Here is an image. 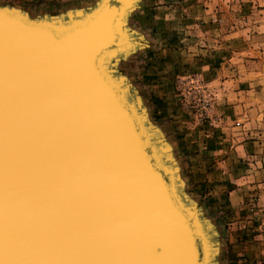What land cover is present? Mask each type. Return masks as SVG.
<instances>
[{
  "label": "rangeland",
  "instance_id": "obj_1",
  "mask_svg": "<svg viewBox=\"0 0 264 264\" xmlns=\"http://www.w3.org/2000/svg\"><path fill=\"white\" fill-rule=\"evenodd\" d=\"M101 1L0 5L64 25ZM122 26L112 75L211 236V263L264 264V0H133Z\"/></svg>",
  "mask_w": 264,
  "mask_h": 264
},
{
  "label": "bare ground",
  "instance_id": "obj_2",
  "mask_svg": "<svg viewBox=\"0 0 264 264\" xmlns=\"http://www.w3.org/2000/svg\"><path fill=\"white\" fill-rule=\"evenodd\" d=\"M132 2L133 0H113L100 13L98 20L93 22L92 26L97 24L95 28L97 33L93 38L96 39L97 48L89 52L91 58L87 61V67L91 68L89 73L103 78L111 90H114L119 105L127 114L125 116L123 114V117L127 121L130 120L129 125L125 123L129 126L134 146L138 147L137 153L145 159L149 174H152L159 184L157 191L163 198L162 201L167 202L174 211L176 209L185 220L187 230L184 229L183 232L177 228L174 231L178 232L179 229L181 234H186L188 243L193 247L197 264H212L211 249L214 251V248L211 236L208 234L211 239L210 245L198 213L187 206L188 203L181 195L179 178L166 151L163 152L162 145H157L151 134H148L150 129L146 124V117L144 118L142 111L139 113L138 107H135L129 97L127 90L130 89L114 78L111 65L108 63L115 54L126 55L125 50L130 46L128 34L124 32L122 24ZM0 13H3V17L16 20L17 23L41 28V31L51 34L54 38H61L58 30H62L73 21L62 25L48 20H33L28 18L25 12H17L1 5ZM37 31L41 33L40 29ZM40 59L28 55L22 60L18 59L22 64L15 63V72L31 76L30 80L34 83L29 81L28 86L26 84L22 86L23 90H8L7 87L0 86V261L2 264H141L140 261L143 260V264H150L155 257L149 258L145 254L147 258H143L144 251L137 241L141 242L138 232L132 229L133 226L123 224V217H126L121 211H117V208L116 214L109 218L108 207H104L105 201L103 206L94 203V208L89 206L84 209L86 217L75 215L74 211L73 216L70 214L65 218L69 204L66 200L61 201L63 195L51 187L61 176L54 177L53 167L51 163L46 162V156L41 150L54 144L52 141L59 146H54L53 150L57 152L53 158L56 161L55 172L62 170L59 168L62 163H73L78 155L80 158L83 155L87 165L91 161L85 147L92 144L89 139L92 136L91 133H87L88 131H86L88 137L85 136L87 125L84 126L85 129L81 127L79 130L73 129L74 126L70 125L68 129L67 117L63 115L59 105L62 101L63 104H67L68 100L65 97H63L65 100L59 99L62 96L54 90H49L52 93L48 94V90H41L39 87V90L37 89L35 82L39 84L51 82L45 77L34 75L44 73L46 70L41 65L45 60ZM28 68L33 69L31 72L33 76L27 73ZM34 97L39 98L46 107L57 104L49 112L56 113L52 117L47 116L48 122H40L37 116L34 117L37 110L33 105ZM21 109L26 117L18 115ZM45 114L47 113L41 112L44 120ZM29 115L30 118H27ZM41 131L43 132L39 133ZM44 134L52 137H44ZM92 139L94 140V137ZM165 162H170L171 165ZM77 167L75 165L71 168L72 173H75ZM46 172L49 173L46 175ZM106 177H108L106 174L100 176V181L109 183L112 185L111 188L116 189V181L111 179L110 182ZM112 191L110 189V192ZM99 229L107 231L109 243L103 245L95 239L93 232ZM141 232L144 233L143 241L147 240L148 231L142 229ZM177 236L180 243L183 242L180 234ZM146 243L147 241H145L147 247ZM138 250L142 255H138Z\"/></svg>",
  "mask_w": 264,
  "mask_h": 264
},
{
  "label": "water",
  "instance_id": "obj_3",
  "mask_svg": "<svg viewBox=\"0 0 264 264\" xmlns=\"http://www.w3.org/2000/svg\"><path fill=\"white\" fill-rule=\"evenodd\" d=\"M112 2L113 0H102L101 4L84 18L72 19L73 21L65 28L58 30L61 38H54L51 34L41 31V28L17 23L16 20L3 17V13H0V86L3 85L8 90H23L22 86L25 84L28 86L31 76L16 73L15 65H19L22 58L28 55H34L35 59L40 57V60H45L41 65L46 70L44 73L34 75L45 77L51 82L41 84L35 82L37 89L48 90V94L52 93L49 90H54L62 96L59 99L65 97L68 100L67 104H63L62 101L59 105L63 115L67 117L68 129L70 125L76 130L87 125V128H84L85 136L86 131L91 133L92 137L89 139L92 144L85 147L91 161L87 165L83 155L82 158L78 155L73 163L57 165L62 170L55 172L56 161L53 158L57 152L53 150L54 146H59L52 141L54 144L41 150L46 156V162L51 163L53 167L54 177L61 176L51 187L63 195L61 201L66 200L69 204L65 218L70 214L73 216L74 211L75 215L86 217L84 209L89 206L94 208V203L103 206L105 201L104 207H108L109 218L116 214L117 208V211H121L126 217H123V224L133 226L132 229L138 232L141 242L137 241L144 251L143 258L145 254L149 258L155 257L150 264H197L188 237L185 233L179 232V229L183 232L186 229L185 220L176 209L174 211L167 202L162 201L163 198L157 191L159 184L152 174H149L145 159L137 153L138 147L134 146L132 134L129 132L130 120L127 121L123 117L126 112L119 105L114 90H111L103 78L89 73L91 68L87 67V61L91 58L89 52L97 48L96 39H93L97 33L95 29L97 24L92 26L93 22L98 20L100 13ZM39 29L41 33H38ZM31 72L33 69H29L27 73L32 74ZM33 101L37 108L34 117L37 116L40 122H48L47 116L55 115L56 112H49L57 104L46 107L37 97H34ZM39 110L47 113L46 121L41 117ZM20 112L19 116L26 117L22 109ZM27 118H30V115ZM44 137L51 138L52 135L44 134ZM78 137L80 138L79 132ZM75 165L78 167L75 173H72L71 168ZM48 173L46 172V175ZM105 174L108 175L106 178L110 182L111 179L116 181V189L111 188L112 185L109 183L100 181V176ZM110 189L113 191L110 192ZM117 223L116 220V225ZM177 228L178 232H175ZM142 229L149 233L147 240L144 241ZM177 234H180L183 242L180 243ZM93 235L103 245L109 243L107 231L99 229L93 232ZM145 241L148 243L147 247ZM137 252L138 255H142L139 250ZM140 262L143 264V260Z\"/></svg>",
  "mask_w": 264,
  "mask_h": 264
},
{
  "label": "crops",
  "instance_id": "obj_4",
  "mask_svg": "<svg viewBox=\"0 0 264 264\" xmlns=\"http://www.w3.org/2000/svg\"><path fill=\"white\" fill-rule=\"evenodd\" d=\"M154 93H155V95H158V97H160V98L162 97L161 96V91H159V92L158 91H154ZM165 102H166V100L162 103V105L165 104ZM169 102H170V99H169Z\"/></svg>",
  "mask_w": 264,
  "mask_h": 264
},
{
  "label": "snow or ice",
  "instance_id": "obj_5",
  "mask_svg": "<svg viewBox=\"0 0 264 264\" xmlns=\"http://www.w3.org/2000/svg\"><path fill=\"white\" fill-rule=\"evenodd\" d=\"M0 264H2V261H0Z\"/></svg>",
  "mask_w": 264,
  "mask_h": 264
}]
</instances>
